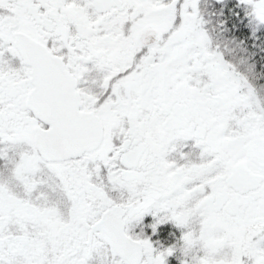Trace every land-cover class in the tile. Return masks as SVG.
<instances>
[{"label":"snow or ice","instance_id":"6c2138e0","mask_svg":"<svg viewBox=\"0 0 264 264\" xmlns=\"http://www.w3.org/2000/svg\"><path fill=\"white\" fill-rule=\"evenodd\" d=\"M0 264H264V0H0Z\"/></svg>","mask_w":264,"mask_h":264},{"label":"flooded vegetation","instance_id":"af4514ba","mask_svg":"<svg viewBox=\"0 0 264 264\" xmlns=\"http://www.w3.org/2000/svg\"><path fill=\"white\" fill-rule=\"evenodd\" d=\"M170 230H172V229L170 228V226H169V227H165L164 232H165V233H168Z\"/></svg>","mask_w":264,"mask_h":264}]
</instances>
